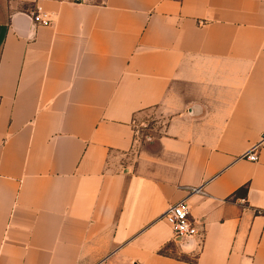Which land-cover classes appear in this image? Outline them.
I'll return each instance as SVG.
<instances>
[{"label": "crops", "instance_id": "0c3cea01", "mask_svg": "<svg viewBox=\"0 0 264 264\" xmlns=\"http://www.w3.org/2000/svg\"><path fill=\"white\" fill-rule=\"evenodd\" d=\"M30 5L0 0V264H264V0Z\"/></svg>", "mask_w": 264, "mask_h": 264}, {"label": "built area", "instance_id": "2783aa9c", "mask_svg": "<svg viewBox=\"0 0 264 264\" xmlns=\"http://www.w3.org/2000/svg\"><path fill=\"white\" fill-rule=\"evenodd\" d=\"M75 3H83L87 0H72ZM33 23L37 26H48L51 23L50 18L46 14L41 13L40 8L32 12ZM244 158L249 161L258 159L257 147H253L244 154ZM199 189L192 188L189 193L198 192ZM163 219L170 226L173 237L177 240L188 241L195 239L198 249L201 248L203 242V230L199 224L190 215V207L185 199L179 200L171 204L164 212Z\"/></svg>", "mask_w": 264, "mask_h": 264}, {"label": "rangeland", "instance_id": "374dc122", "mask_svg": "<svg viewBox=\"0 0 264 264\" xmlns=\"http://www.w3.org/2000/svg\"><path fill=\"white\" fill-rule=\"evenodd\" d=\"M4 2L10 10L25 9L31 7L30 5L31 0H4ZM156 122L157 119H155L153 115H149L144 118L143 121L144 125H142V127H144L143 139H145V136L149 135V131H148L149 128L153 129L154 126L160 124Z\"/></svg>", "mask_w": 264, "mask_h": 264}]
</instances>
